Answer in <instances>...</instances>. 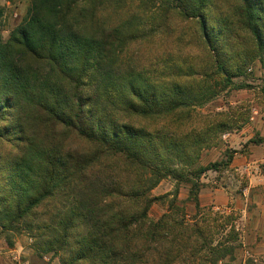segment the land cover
Masks as SVG:
<instances>
[{
  "label": "trees",
  "instance_id": "trees-1",
  "mask_svg": "<svg viewBox=\"0 0 264 264\" xmlns=\"http://www.w3.org/2000/svg\"><path fill=\"white\" fill-rule=\"evenodd\" d=\"M256 65L264 0H29L0 35V239L59 264H233L237 216L199 202L233 123L196 108Z\"/></svg>",
  "mask_w": 264,
  "mask_h": 264
},
{
  "label": "rangeland",
  "instance_id": "rangeland-1",
  "mask_svg": "<svg viewBox=\"0 0 264 264\" xmlns=\"http://www.w3.org/2000/svg\"><path fill=\"white\" fill-rule=\"evenodd\" d=\"M28 1L12 0L8 2L0 0V4L4 8V16L0 19V35L3 39H6L9 33L21 23L27 10ZM234 82L246 87L243 89H226L204 107L196 108V112L201 115L225 112L233 123V127L228 132L219 135L210 148L202 151L200 158V164L203 167L213 163L220 165L216 170L211 169L204 173L200 179L203 187L201 189L202 202H209L208 205L201 204V206L212 208L213 212L218 213L224 212L223 210L228 207H238L242 204L239 193L241 188L247 184V177L243 176V173L236 172L235 168H229L233 160L239 159L240 156H258L260 161L256 162L255 167L264 174V141L260 144L251 143L255 139L264 138V70L258 65L253 66ZM228 160H230L228 167H222V164ZM173 188L174 182L171 179H165L151 192V196L160 197L172 192ZM187 193L188 187L180 186L179 198L181 200L187 198ZM227 194L232 197L231 203L228 205L225 203ZM165 210V205L161 202H155L151 207L150 216L157 218ZM187 213L189 215L194 213L191 204H187ZM13 247L18 251L19 260L22 257L28 259L33 254L30 241L24 235L16 237ZM245 249L247 250V248ZM250 254L248 252L244 257L246 264H254V258ZM45 257L50 259L49 255ZM239 260L242 261L241 248L238 250L233 264H238ZM42 261L46 262V260ZM51 261L47 264H50ZM56 261L59 264L57 259ZM37 263L36 261L35 264ZM262 263L264 264V261ZM38 264L43 263L39 262Z\"/></svg>",
  "mask_w": 264,
  "mask_h": 264
},
{
  "label": "crops",
  "instance_id": "crops-1",
  "mask_svg": "<svg viewBox=\"0 0 264 264\" xmlns=\"http://www.w3.org/2000/svg\"><path fill=\"white\" fill-rule=\"evenodd\" d=\"M257 161H260L258 156H240L239 159L233 160L229 165L230 169L235 168L236 172L243 173V176L247 177V184L241 188L239 193L242 204L238 207L231 206L223 210L226 214L230 213L237 216L236 226L239 233L242 258V261L239 260L238 264H246L244 257L248 252L253 256L254 264H263L264 261V174L255 167ZM201 193L202 191L199 194L200 205H208L209 202H202ZM226 199L225 203L227 205L231 203L232 197L229 194H227ZM17 253L18 251L14 247L8 248L4 240L0 239V264H35L36 261L47 264L50 261L47 257L40 259L31 254L28 259L25 257L20 258V262ZM42 260H46V262L44 263ZM50 264L58 263L54 259Z\"/></svg>",
  "mask_w": 264,
  "mask_h": 264
},
{
  "label": "built area",
  "instance_id": "built-area-1",
  "mask_svg": "<svg viewBox=\"0 0 264 264\" xmlns=\"http://www.w3.org/2000/svg\"><path fill=\"white\" fill-rule=\"evenodd\" d=\"M236 229L238 230L237 226H236Z\"/></svg>",
  "mask_w": 264,
  "mask_h": 264
}]
</instances>
